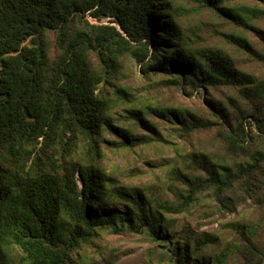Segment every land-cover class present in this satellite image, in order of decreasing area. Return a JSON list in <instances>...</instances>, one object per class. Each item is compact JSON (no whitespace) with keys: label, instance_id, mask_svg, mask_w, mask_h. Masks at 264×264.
<instances>
[{"label":"trees","instance_id":"16d2710c","mask_svg":"<svg viewBox=\"0 0 264 264\" xmlns=\"http://www.w3.org/2000/svg\"><path fill=\"white\" fill-rule=\"evenodd\" d=\"M184 1L237 26L219 34L235 53L258 54L248 34L264 38V0H0V264H70L104 230L147 235L173 264H230L235 254L264 264L253 223L234 224L238 239L223 248L218 236L177 231L176 217L206 191L231 213L264 205V80L239 68L230 48L186 31ZM126 60L147 80L170 76L164 87L206 95L205 106L128 111L161 140L119 128L102 86ZM152 116L186 138L215 132L218 152L172 168L188 187L182 202L149 198L103 167L108 135L120 149L163 141Z\"/></svg>","mask_w":264,"mask_h":264},{"label":"rangeland","instance_id":"374dc122","mask_svg":"<svg viewBox=\"0 0 264 264\" xmlns=\"http://www.w3.org/2000/svg\"><path fill=\"white\" fill-rule=\"evenodd\" d=\"M183 3L186 9L180 11L179 19L186 31L196 34L198 36L196 40L201 45L223 47L227 51L230 48L229 52L235 57L239 68L264 80L263 35L251 32L248 34L258 54L254 53L252 56L246 52L237 54L235 49L225 45L219 36L221 32L234 30L237 26L219 24L211 14H200L193 3L189 1ZM262 9L264 10V6ZM258 24L264 30V20H260ZM169 78L170 76L161 75L147 80L140 75L139 67L133 61L126 60L111 83L102 86L112 101L115 125L130 129L135 136L143 139L152 137L161 140L140 124L137 129L128 111L142 110L147 106L202 110L206 95L190 97L180 89L164 87V82ZM149 119L158 128L163 141L131 149H120L115 145L122 142V139L118 135H108L106 142L103 143L105 154L103 167L122 185L147 191L149 198L154 197L172 203L182 202L179 198L182 194L186 195L188 187L182 182L184 180L171 174L172 168L184 165L186 156L192 153L218 152L215 132L198 133L186 138L179 136L173 126L164 119L157 116ZM119 210L123 211V208ZM176 219L178 232L183 228H190L199 236L204 233L218 236L222 248L227 243L237 241L238 237L233 231L234 224L253 223L259 230L255 242L264 247V205L249 201L231 213L216 198L213 191H206ZM171 256L163 243H155L147 235L131 233L119 235L104 230L100 231L91 243L76 250L72 254L70 264H173ZM243 262L241 254H235L230 258V264Z\"/></svg>","mask_w":264,"mask_h":264},{"label":"water","instance_id":"95a60500","mask_svg":"<svg viewBox=\"0 0 264 264\" xmlns=\"http://www.w3.org/2000/svg\"><path fill=\"white\" fill-rule=\"evenodd\" d=\"M27 113H28V111H26ZM29 118H30V116H29Z\"/></svg>","mask_w":264,"mask_h":264}]
</instances>
